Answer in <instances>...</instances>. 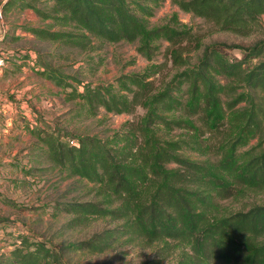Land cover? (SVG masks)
Here are the masks:
<instances>
[{
	"label": "trees",
	"instance_id": "1",
	"mask_svg": "<svg viewBox=\"0 0 264 264\" xmlns=\"http://www.w3.org/2000/svg\"><path fill=\"white\" fill-rule=\"evenodd\" d=\"M53 1L55 11H63L65 18L87 33L80 35L83 38L136 42L137 52L147 59L157 48L153 42L162 39L167 43L166 60L188 67L159 85L154 73L125 74L118 83L126 91L123 94L114 93L110 85L75 79L74 96L92 109L101 106L113 114H134L139 107L143 114L126 123L124 134L113 139L62 134L50 127L48 132L43 130L54 164L100 184L108 199L118 201L110 208L97 202L67 203L64 210L125 219L127 232L150 241L185 242L197 263L211 259L218 264H264V202L252 201L230 211L222 205L223 200L240 201L250 192L264 190V37L232 55L230 45L203 43L199 34L176 19L148 28L142 16L151 15V10L138 0ZM172 2L179 10L210 22L214 30L240 36L253 34L264 14V0ZM27 30L40 38L70 40L59 31ZM192 52H197L194 62L188 57ZM44 74L57 86H71L67 75L55 68L48 67ZM169 132L179 133L177 138L164 137ZM62 137L76 143L69 145ZM183 149L206 157L191 160L180 154ZM114 231L71 247L103 250ZM2 260L0 264H5ZM4 260L64 264L59 250L27 237Z\"/></svg>",
	"mask_w": 264,
	"mask_h": 264
},
{
	"label": "rangeland",
	"instance_id": "2",
	"mask_svg": "<svg viewBox=\"0 0 264 264\" xmlns=\"http://www.w3.org/2000/svg\"><path fill=\"white\" fill-rule=\"evenodd\" d=\"M11 1L16 3L4 10L2 7ZM138 1L151 10V15L142 16L148 28L176 19L180 26L199 34L203 43L221 41L230 45L228 53L232 55L240 52L239 47L264 37V14L253 34L240 36L214 30L210 22L179 10L172 0ZM54 5L53 0H0V58L4 61L0 68V105L8 107L4 114L0 106V259L7 264L4 259L20 245L22 237H27L31 242L40 241L59 250L64 264H203L196 262L185 242L150 241L127 232L125 219L64 210L67 203L97 202L110 208L118 201L108 199L100 184L54 164L48 157L43 130L54 128L62 134L110 139L115 134L123 135L126 123L143 114L139 107L134 114H113L101 106L92 109L85 100L74 96L75 79L110 85L114 93L123 94L126 91L120 90L118 83L125 74L154 73L152 77L159 85L188 67L166 60L163 51L167 43L162 39L153 42L157 48L147 59L137 52L136 42L113 43L92 35L83 38L80 35L87 33L65 18L63 11H55ZM29 27L59 31L70 40L40 38L27 30ZM196 55L192 52L188 56L191 62ZM48 67L67 75L71 86H57L47 78L44 73ZM178 133L169 132L164 137L177 138ZM180 154L191 160L206 157L190 149H183ZM1 199L15 206L5 205ZM252 201L263 203L264 190L250 192L240 201L223 200L222 205L230 211ZM111 229L115 230L114 237L103 250L71 247ZM208 261L207 264H218Z\"/></svg>",
	"mask_w": 264,
	"mask_h": 264
},
{
	"label": "built area",
	"instance_id": "3",
	"mask_svg": "<svg viewBox=\"0 0 264 264\" xmlns=\"http://www.w3.org/2000/svg\"><path fill=\"white\" fill-rule=\"evenodd\" d=\"M3 62L4 61L2 60V58H0V68L3 66V64H4ZM67 142L69 145H74L76 143V141L72 140V139L67 140Z\"/></svg>",
	"mask_w": 264,
	"mask_h": 264
},
{
	"label": "crops",
	"instance_id": "4",
	"mask_svg": "<svg viewBox=\"0 0 264 264\" xmlns=\"http://www.w3.org/2000/svg\"><path fill=\"white\" fill-rule=\"evenodd\" d=\"M2 107L1 111L3 110L4 114L6 113L8 107L5 106V104L0 105ZM4 120L6 121L7 124H10V122H8L7 118H4Z\"/></svg>",
	"mask_w": 264,
	"mask_h": 264
}]
</instances>
